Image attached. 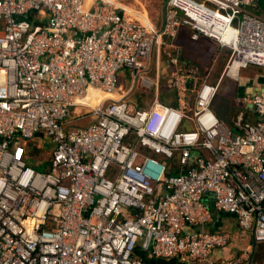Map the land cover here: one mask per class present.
Listing matches in <instances>:
<instances>
[{"label": "built area", "instance_id": "1", "mask_svg": "<svg viewBox=\"0 0 264 264\" xmlns=\"http://www.w3.org/2000/svg\"><path fill=\"white\" fill-rule=\"evenodd\" d=\"M260 1L168 0L158 32L103 0H0V264H264L247 250L213 260L232 235L203 230L210 197L264 242V91L236 98L258 114L240 113L236 130L213 109L225 77L264 66ZM182 30L229 52L217 81L212 68L174 70ZM156 44L169 64L152 77ZM123 69L154 92L148 107L132 87L81 101L88 88L119 92ZM38 136L44 169L27 156Z\"/></svg>", "mask_w": 264, "mask_h": 264}, {"label": "rangeland", "instance_id": "2", "mask_svg": "<svg viewBox=\"0 0 264 264\" xmlns=\"http://www.w3.org/2000/svg\"><path fill=\"white\" fill-rule=\"evenodd\" d=\"M92 1V0H91ZM90 1V3H91ZM99 1V0H98ZM104 1V0H103ZM113 4L121 10V12L124 13L126 17H130L131 19L140 21L144 23L143 21L147 20L150 21L152 24V27L158 31L164 22V11L163 8L165 6L166 1L168 0H111ZM87 3V2H86ZM189 41V40H188ZM188 47L186 48L187 51L184 50L183 56L181 54L179 56L181 57H189L194 63H200L206 70H209L212 68V79L211 81H217L219 76L221 75L224 66L228 60L229 52L227 50H219V46L215 42H209V45L207 47L201 46V42H196L191 44L190 41L187 42ZM187 43L185 41V45L187 46ZM219 50V51H218ZM160 56V58L158 57ZM167 55L164 52V46H161L159 49L158 44L155 45L154 51L152 53L151 59L149 61V68L147 70V73L151 75L152 77H156L158 72V66H161L164 70L165 61H166ZM192 62V63H193ZM162 70V71H163ZM228 77H225L223 80L220 90L218 91L214 103H213V109L220 117L221 120L225 121V123L229 124V118L228 112L233 110L234 104L229 101L224 95H223V85L227 82ZM119 80L121 82L120 84V91L114 93L116 97H119L123 92H128V90L132 87L133 89L130 90V93L128 95V99L136 104V105H142L143 107H148L153 99L154 92L152 90H145L142 86L139 85V83L132 84V79L128 76V72L126 69L120 70L119 72ZM111 94L104 97L100 103H108L111 101L110 98ZM82 102L88 104V105H97L99 102L95 103V100L93 99V96L85 95L82 97ZM217 109L220 111L217 113ZM83 110L82 107H78L73 111L76 113V111ZM72 111V110H71ZM71 114H74V113ZM91 117L86 116L82 118H77L73 121L74 124L84 126L88 125L91 122ZM48 142L47 138H43L42 136H38L33 140H30L28 142V151L32 150L34 158L36 159H45L47 160L49 158V147L46 146V143ZM35 149V150H34ZM44 169V167H42Z\"/></svg>", "mask_w": 264, "mask_h": 264}, {"label": "crops", "instance_id": "3", "mask_svg": "<svg viewBox=\"0 0 264 264\" xmlns=\"http://www.w3.org/2000/svg\"><path fill=\"white\" fill-rule=\"evenodd\" d=\"M86 0V5L88 7H92L94 3L98 0ZM255 12L264 18V0L260 1L258 7H256ZM131 19L130 17H127ZM134 22H137L141 25H144L149 31L155 30L152 27L150 21H143L144 23L131 19ZM163 26V25H162ZM162 27L158 30L161 31ZM156 31V30H155ZM186 30H182L180 37L177 41V47L179 51V55L181 54V48L183 46L188 47V43L190 41L191 44L193 42L190 39V35L185 34ZM189 36V37H188ZM189 40V41H188ZM186 41L187 46L184 44ZM183 43V45H181ZM201 46L207 47L209 45V41H202ZM165 54L167 55L165 49ZM180 61V60H179ZM165 68L167 70L168 67V56L165 61ZM183 63L179 62V65L173 67L174 70L177 69H186ZM206 70V69H204ZM225 79V78H224ZM223 79V80H224ZM227 82L223 85V95L234 104L233 110L228 112L229 124L231 128L236 130L235 120L239 116L240 113H243V118L245 121L254 123L258 119V114L254 107L248 103L244 104L242 101H237L236 98L242 97L245 94H253L258 92L262 88H264V66L257 65H249L248 67L242 68L239 72V75L236 78H227ZM92 95V94H90ZM88 95V96H90ZM96 101V100H95ZM237 101V103L235 102ZM220 111L217 109V113ZM223 121V120H222ZM225 122V121H223ZM207 203L209 208L212 211V221L203 227V230L209 232H229L232 235L231 244L223 249L217 250L213 253L212 259H232L236 255H238L243 250H247L250 254L251 260L254 262H264V242H256L253 237V233L251 231H244L240 228L238 224V218L233 214H226L216 210L214 207V201L212 198L207 197ZM137 255L140 257H144V255L137 251ZM151 264H186L178 259L173 260H150Z\"/></svg>", "mask_w": 264, "mask_h": 264}, {"label": "trees", "instance_id": "4", "mask_svg": "<svg viewBox=\"0 0 264 264\" xmlns=\"http://www.w3.org/2000/svg\"><path fill=\"white\" fill-rule=\"evenodd\" d=\"M260 3V2H259ZM185 34L186 35H189V32L188 31H186L185 32ZM189 37V36H188ZM202 42V41H201ZM181 45H183V43H181ZM187 47H185V46H183L182 48H181V56H183V54H184V50L185 51H187V49H186ZM181 56H179V59H180V62L181 63H183L184 65H186L185 67L186 68H189V67H195V68H198L201 72H204V67L200 64V63H197V62H193L189 57L187 58V56L186 57H181ZM193 62V63H192ZM141 105H142V102H141ZM35 150V149H34ZM27 156H28V161L30 162V163H34L35 162V160H36V157L34 158V156H33V154H35V152L33 153V151L32 150H30V151H27ZM36 168H38V169H42V167H40V166H36L35 164H33ZM172 172H178V168L176 167V166H174V165H172V167H171V169L169 170V172L168 173H172Z\"/></svg>", "mask_w": 264, "mask_h": 264}, {"label": "bare ground", "instance_id": "5", "mask_svg": "<svg viewBox=\"0 0 264 264\" xmlns=\"http://www.w3.org/2000/svg\"><path fill=\"white\" fill-rule=\"evenodd\" d=\"M104 1L113 4V2H112L111 0H104ZM90 94H92L93 99L96 100L95 103H96V102H99V103H100V101H101L104 97H106V96L109 95V93H106V92H104V91H102V90H99V89H96V88H88V89H87V92L85 93V95H90ZM85 95H84V96H85ZM112 95H114V94H111L110 97H116V95H115V96H112ZM81 100H82V98H81Z\"/></svg>", "mask_w": 264, "mask_h": 264}, {"label": "water", "instance_id": "6", "mask_svg": "<svg viewBox=\"0 0 264 264\" xmlns=\"http://www.w3.org/2000/svg\"><path fill=\"white\" fill-rule=\"evenodd\" d=\"M166 4H167V1H166V3H165L164 8H163V11H164V17H165V11H166ZM163 23H164V22H163ZM262 91H264V88H262L261 90H259L258 92H255V93H260V92H262ZM255 93H253V95H255Z\"/></svg>", "mask_w": 264, "mask_h": 264}]
</instances>
